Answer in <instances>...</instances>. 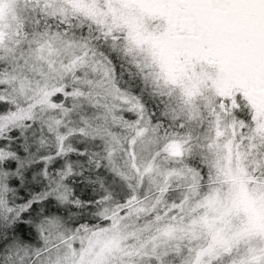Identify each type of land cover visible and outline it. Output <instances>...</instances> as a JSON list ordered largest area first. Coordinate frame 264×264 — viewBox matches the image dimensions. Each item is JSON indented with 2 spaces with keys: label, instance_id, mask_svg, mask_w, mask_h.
Listing matches in <instances>:
<instances>
[{
  "label": "snow or ice",
  "instance_id": "obj_1",
  "mask_svg": "<svg viewBox=\"0 0 264 264\" xmlns=\"http://www.w3.org/2000/svg\"><path fill=\"white\" fill-rule=\"evenodd\" d=\"M0 264H264V0H0Z\"/></svg>",
  "mask_w": 264,
  "mask_h": 264
}]
</instances>
